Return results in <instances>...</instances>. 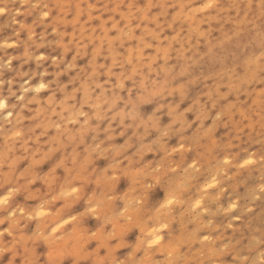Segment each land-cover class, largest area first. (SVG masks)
Here are the masks:
<instances>
[{
	"label": "rangeland",
	"instance_id": "1",
	"mask_svg": "<svg viewBox=\"0 0 264 264\" xmlns=\"http://www.w3.org/2000/svg\"><path fill=\"white\" fill-rule=\"evenodd\" d=\"M0 264H264V0H0Z\"/></svg>",
	"mask_w": 264,
	"mask_h": 264
}]
</instances>
